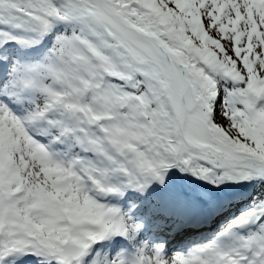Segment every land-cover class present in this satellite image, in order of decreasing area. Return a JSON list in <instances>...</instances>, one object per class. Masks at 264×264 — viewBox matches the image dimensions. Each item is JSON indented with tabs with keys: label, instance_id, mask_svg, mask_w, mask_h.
<instances>
[{
	"label": "snow or ice",
	"instance_id": "obj_1",
	"mask_svg": "<svg viewBox=\"0 0 264 264\" xmlns=\"http://www.w3.org/2000/svg\"><path fill=\"white\" fill-rule=\"evenodd\" d=\"M0 264H264V0H0Z\"/></svg>",
	"mask_w": 264,
	"mask_h": 264
},
{
	"label": "rangeland",
	"instance_id": "obj_2",
	"mask_svg": "<svg viewBox=\"0 0 264 264\" xmlns=\"http://www.w3.org/2000/svg\"><path fill=\"white\" fill-rule=\"evenodd\" d=\"M194 229V228H193ZM197 229V228H196ZM189 233H190V231H189ZM183 236V238L182 239H178L177 237H180V236ZM188 235L189 234H184L183 232L182 233H180V234H178V235H175L174 236V238H172V239H170V245H174L173 243H177L178 241H181V240H183L185 237H188ZM177 236V237H176Z\"/></svg>",
	"mask_w": 264,
	"mask_h": 264
},
{
	"label": "bare ground",
	"instance_id": "obj_3",
	"mask_svg": "<svg viewBox=\"0 0 264 264\" xmlns=\"http://www.w3.org/2000/svg\"><path fill=\"white\" fill-rule=\"evenodd\" d=\"M177 237V236H176ZM178 238V237H177Z\"/></svg>",
	"mask_w": 264,
	"mask_h": 264
}]
</instances>
